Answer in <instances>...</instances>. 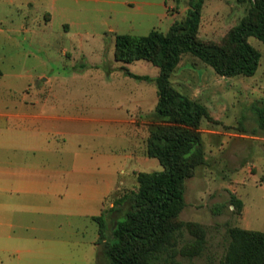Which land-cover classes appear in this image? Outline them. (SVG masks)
<instances>
[{
	"label": "rangeland",
	"instance_id": "374dc122",
	"mask_svg": "<svg viewBox=\"0 0 264 264\" xmlns=\"http://www.w3.org/2000/svg\"><path fill=\"white\" fill-rule=\"evenodd\" d=\"M116 1H57L50 20L43 5L0 3V167L8 172L0 171V264H98L92 216L124 206L116 200L138 189L140 172L163 169L147 153L160 70L146 60L118 61L115 37L166 33L187 13L174 6L166 16L143 15ZM248 7L204 0L200 39L222 42ZM249 42L262 54L252 76H221L191 53L171 76L212 116L200 126L207 163L186 180L179 216L205 228L206 246L192 259L178 256L184 263L222 264L229 227L260 229L264 220V42ZM232 194L244 203V219ZM190 238L184 229L180 244Z\"/></svg>",
	"mask_w": 264,
	"mask_h": 264
},
{
	"label": "trees",
	"instance_id": "16d2710c",
	"mask_svg": "<svg viewBox=\"0 0 264 264\" xmlns=\"http://www.w3.org/2000/svg\"><path fill=\"white\" fill-rule=\"evenodd\" d=\"M241 2L249 3L246 14L220 43L199 37L204 0H189L185 18L175 21L166 33L152 30L145 35H116L118 61L146 60L160 70L155 78L158 102L149 126L147 153L157 158L163 169L140 172L138 189L116 200L117 205L126 203L124 206L113 205L108 213L92 216L99 227L102 261L98 264H194L184 263L178 256L192 259L204 251L205 228L179 216L186 206V180L207 163L200 126L203 118L212 116L206 105L175 88L171 76L185 53L199 57L221 76H252L257 72L262 54L249 38L264 42V0ZM126 74L150 79L129 70ZM260 123L264 127V114ZM230 203L238 212L243 211V201L234 194ZM223 206L216 205L213 212L220 213ZM184 229L191 238L180 244ZM228 234L222 264H264V231L231 226Z\"/></svg>",
	"mask_w": 264,
	"mask_h": 264
},
{
	"label": "crops",
	"instance_id": "0c3cea01",
	"mask_svg": "<svg viewBox=\"0 0 264 264\" xmlns=\"http://www.w3.org/2000/svg\"><path fill=\"white\" fill-rule=\"evenodd\" d=\"M15 0H0V3H5V2H13ZM23 5H26L28 7H37L38 4L43 5V11L45 13V15L48 16L47 19H51V12L54 11V9L56 8V4L57 1H74L78 6L81 5V2H85V1H91V0H21ZM39 1H42V3H39ZM94 2H100L102 0H93ZM109 3L111 4H116L119 3L116 0H107ZM121 4L128 6V7H132L133 9H137L142 11L143 15H159V16H166L168 13V10L170 8H173L175 6V8H179L182 9L184 11H188L189 9V3L186 4L185 6H183L182 8L178 7V0H173V3H170L169 0H124L121 2ZM156 8V9H155ZM55 12V11H54ZM22 27L24 32H27L30 30V28L25 25V26H20ZM3 31V28L0 27V32ZM31 111L33 107H30ZM20 117H28V116H35L34 114L31 113V115L28 114H19ZM35 150V149H34ZM32 166V165H31ZM28 167L27 171H32V168ZM0 171L1 174L4 176V174L8 173L7 172V168H5V164L1 165L0 167ZM21 185V182L19 183ZM18 184V185H19ZM24 182L22 183V187H23ZM26 186H32L33 182H27ZM25 188V187H23ZM12 189L11 186L10 187H5L4 190L8 191ZM29 189V188H26ZM30 190V189H29ZM245 207L243 206V211H242V218H245ZM261 228L260 229H252V230H261L264 231V220L261 224ZM249 229V228H246Z\"/></svg>",
	"mask_w": 264,
	"mask_h": 264
}]
</instances>
